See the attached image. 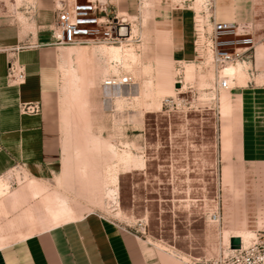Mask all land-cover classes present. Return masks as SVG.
I'll list each match as a JSON object with an SVG mask.
<instances>
[{"label":"rangeland","instance_id":"rangeland-1","mask_svg":"<svg viewBox=\"0 0 264 264\" xmlns=\"http://www.w3.org/2000/svg\"><path fill=\"white\" fill-rule=\"evenodd\" d=\"M158 1L141 0L145 10L128 16L116 0H0V39L7 42L2 48L38 53L46 91L43 106L36 103L38 111L30 113L43 107L61 145L55 167L34 176L11 171L6 181L21 201L11 210L0 198V235L52 228L53 214L67 209L59 217L62 224L72 222H66L68 212L75 221L93 212L158 257L164 256L157 248L184 261L172 252L182 254L189 264H220L229 252L223 166L237 140V112L230 106L234 85L218 88L214 63L202 51L187 61L172 58L168 32L152 12ZM188 1L202 24L199 11L209 0ZM163 2L179 7L183 0ZM77 4L95 5L90 14L108 20L104 27L124 19L129 31L135 29L132 41L122 36L113 43L102 34L93 44L58 42L57 10ZM15 61L8 68L22 69L24 77L8 78L22 83L25 68ZM238 64L245 83L250 62ZM182 69L190 74H184L186 85L179 92L175 80L183 79ZM125 77L123 98L105 95L109 81ZM28 106L23 104V112ZM6 189L0 187V196Z\"/></svg>","mask_w":264,"mask_h":264},{"label":"crops","instance_id":"crops-1","mask_svg":"<svg viewBox=\"0 0 264 264\" xmlns=\"http://www.w3.org/2000/svg\"><path fill=\"white\" fill-rule=\"evenodd\" d=\"M188 2L183 0L177 7L159 0L152 8L155 19L168 32L171 56L178 61L193 59L198 52L194 43L198 17ZM209 4L219 23L251 22L258 41L249 78L242 85L234 82L230 92L235 96L230 106L237 112V140L223 166V183L229 187L223 205L224 227L232 236H241L264 230V0H209ZM116 7L135 16L140 12L141 0H116ZM5 46L7 42L0 39V187L7 188L0 198L15 210L20 199L19 192L10 190L6 181L11 171L24 169L34 176L41 168L55 167L61 145L57 131L48 126L43 107L37 114L21 109L23 104L43 106L46 87L40 83L38 53L15 52L2 48ZM13 59L24 65L26 77L22 83L7 76ZM182 72L186 77L190 74V70ZM157 249L164 257L142 247L132 234L89 212L81 219L46 230L0 235V264H189Z\"/></svg>","mask_w":264,"mask_h":264},{"label":"built area","instance_id":"built-area-1","mask_svg":"<svg viewBox=\"0 0 264 264\" xmlns=\"http://www.w3.org/2000/svg\"><path fill=\"white\" fill-rule=\"evenodd\" d=\"M213 5L208 4L206 10L201 14L205 20L200 23V19L195 20V47L200 52L212 55V63L216 69V84L218 88L228 89V80L220 75V70L228 64L236 62H255V38L254 26L251 22H224L219 23L215 20ZM96 12V6L92 4H77L74 8L71 6H60L57 10L56 20L54 23V38L62 44H93L101 41L103 37L111 42L120 41V37L125 32L121 29V22H114L104 27L109 21L90 14ZM195 11V10H194ZM196 14V12H195ZM208 22L207 24H205ZM211 29L207 30V25ZM222 71V70H221ZM22 69L11 65L8 68V77L15 80L23 79ZM129 80V78L127 79ZM126 77L124 82L127 81ZM182 79L179 77L178 79ZM175 80V81H178ZM29 112L38 111V105L28 106ZM216 219L217 215L213 214ZM229 245V244H228ZM227 245V246H228ZM220 264H264V230L253 233V236L247 243L241 239V246L234 249L230 254L225 256Z\"/></svg>","mask_w":264,"mask_h":264},{"label":"bare ground","instance_id":"bare-ground-1","mask_svg":"<svg viewBox=\"0 0 264 264\" xmlns=\"http://www.w3.org/2000/svg\"><path fill=\"white\" fill-rule=\"evenodd\" d=\"M211 2H213V0H210ZM208 4H209V2L208 3H206L205 5L203 4L202 6V8H201V10L199 11V12H202L203 10H206V8L208 7ZM141 5H142V3H141ZM141 8H142V6L140 7V10H141ZM120 21H122L120 24H121V29H122V31H126L125 32V34H123V35H126V37H127V41H132V36H133V34H135V29L133 28V30H132V32L131 31H129V24H126V22L124 21V19H122V18H120ZM122 42V41H121ZM120 42V43H121ZM103 47H106L107 49H113V48H110V47H107V45H104ZM120 50V49H119ZM128 51H130L131 52V49L130 50H128ZM207 55V57H208V61L210 60V62H212V55L211 54H206ZM239 63V61L238 62H236L235 64H228V65H225L221 70H220V75L222 76V77H226L227 78V80H228V85H229V88L230 87H232L233 86V84H234V82L236 83V80H238V82L239 83H242V84H244L243 82H244V78H245V74L243 73V71H242V65L240 64H238ZM238 64V65H237ZM184 75V73L182 72V76ZM184 78H186L185 77V75H184V77H183V79L181 80V81H176V82H179L180 83V87H178V88H181V89H176L177 91H182V89L185 87V81H186V79H185V81H184ZM233 78L234 79H236V80H233ZM128 78H126V80H127ZM128 81V80H127ZM126 81V82H127ZM122 84H124V80L122 79V80H120V81H109L106 85L107 86H105V89H104V93H105V95L107 94L109 97H114V98H123V95H122ZM177 88V87H176ZM222 90V89H221ZM68 210L67 209H63V210H60V211H57L55 214H53V216H52V218H53V220H52V228L53 227H56V226H58V225H60V224H62L61 222H60V220H59V217H60V215L61 214H63V212L64 213H66ZM68 214V218H69V220H67L66 222H68V221H75V219L76 218H72L71 217V213L70 212H68L67 213ZM227 236V240H226V244L228 245V246H226V248L229 250V252L226 254V256L228 255V254H230L231 253V251H233L234 249H232L231 247H230V237H232L231 235L228 237V234H226ZM233 236H239V235H233ZM253 236V234H244V235H241V236H239L240 237V239H242V241L244 242V243H247L249 240H250V238ZM162 248L164 249V250H167V248H165V247H163L162 246ZM236 249H238V248H236ZM174 255H176V256H178V257H180V258H182L184 261H185V263H189L190 262V259L188 258V257H186V256H184V255H182V254H178V253H176V252H172Z\"/></svg>","mask_w":264,"mask_h":264},{"label":"water","instance_id":"water-1","mask_svg":"<svg viewBox=\"0 0 264 264\" xmlns=\"http://www.w3.org/2000/svg\"><path fill=\"white\" fill-rule=\"evenodd\" d=\"M175 87H180V83L179 82H176L175 83ZM230 247L232 248V249H236V248H240V246H241V239H240V237L239 236H232V237H230Z\"/></svg>","mask_w":264,"mask_h":264}]
</instances>
